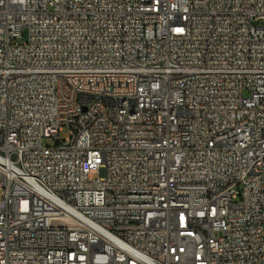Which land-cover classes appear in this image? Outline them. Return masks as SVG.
Returning a JSON list of instances; mask_svg holds the SVG:
<instances>
[{"label":"built area","instance_id":"2783aa9c","mask_svg":"<svg viewBox=\"0 0 264 264\" xmlns=\"http://www.w3.org/2000/svg\"><path fill=\"white\" fill-rule=\"evenodd\" d=\"M0 264H264V0H0Z\"/></svg>","mask_w":264,"mask_h":264},{"label":"rangeland","instance_id":"374dc122","mask_svg":"<svg viewBox=\"0 0 264 264\" xmlns=\"http://www.w3.org/2000/svg\"><path fill=\"white\" fill-rule=\"evenodd\" d=\"M69 132L68 129H64L63 131H61L59 133L58 139L54 138V137H49V138H45L44 139V145L48 146V145H55L58 141H63L67 136H68Z\"/></svg>","mask_w":264,"mask_h":264},{"label":"bare ground","instance_id":"6f19581e","mask_svg":"<svg viewBox=\"0 0 264 264\" xmlns=\"http://www.w3.org/2000/svg\"><path fill=\"white\" fill-rule=\"evenodd\" d=\"M237 151H244V144H237ZM228 153H235V139H228Z\"/></svg>","mask_w":264,"mask_h":264}]
</instances>
